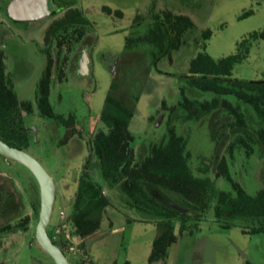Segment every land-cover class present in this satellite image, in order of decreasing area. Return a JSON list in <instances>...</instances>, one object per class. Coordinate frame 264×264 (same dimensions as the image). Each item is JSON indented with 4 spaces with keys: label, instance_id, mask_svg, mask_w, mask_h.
<instances>
[{
    "label": "rangeland",
    "instance_id": "obj_1",
    "mask_svg": "<svg viewBox=\"0 0 264 264\" xmlns=\"http://www.w3.org/2000/svg\"><path fill=\"white\" fill-rule=\"evenodd\" d=\"M11 1L0 0V12ZM64 1L73 0H49V8L55 6L54 2ZM69 11L83 14L90 37L82 45L78 34L70 32L54 40L51 52L63 51L61 71H56L50 102L57 114L66 118L73 116L75 122L60 127L54 120L36 114L25 119L31 136L27 152L42 164L57 187L50 227L56 229L55 236L60 243L69 242L67 257L71 264H150L157 227L141 221V215L130 210L116 190H105L112 198V205L106 209L99 229L91 235H76L66 222L83 163L93 154L89 142L98 131L108 130L100 119L101 110L125 46L149 50V63L161 48L152 39L155 27L151 19L158 16L167 22L166 14L170 13L171 24L179 15L194 23L180 36L170 54L150 71L130 125L138 147L141 142L157 141L164 135L162 103L168 107L179 103L180 81L158 70L186 73L199 51H206L216 60L239 52L244 40L264 30V0H77L57 16L33 23L28 31L11 25L13 33H9V23L0 14V22L4 23L0 25V46L4 43L7 48L2 56L5 73L12 80L18 100L31 102L34 110L37 109V83L44 76L52 54L43 51L53 41L49 30ZM247 12L250 14L243 16ZM206 30L212 32L207 40L203 38ZM172 34L176 37L173 30ZM79 45L87 54L81 58L79 69L76 65L72 70L70 65L75 53L80 51ZM249 49V54L234 68L233 76L264 80V39L254 41ZM177 131L189 137L188 149L194 168L203 157L211 156L213 143L205 126L186 128L178 124ZM92 156L91 173L99 176V161ZM263 168L257 155L248 160L241 156L231 165L234 179L250 193L260 188ZM0 174L12 178L25 197L21 221L30 218L24 229L0 238V264H55L34 242L39 212L32 200L40 199L36 179L26 167L15 161L6 162L2 156ZM129 218L133 219L131 223ZM175 234L176 241L168 248L166 257L153 264H264V233L247 234L240 226L223 229L211 214L201 223L189 222L183 231L177 224Z\"/></svg>",
    "mask_w": 264,
    "mask_h": 264
},
{
    "label": "trees",
    "instance_id": "obj_2",
    "mask_svg": "<svg viewBox=\"0 0 264 264\" xmlns=\"http://www.w3.org/2000/svg\"><path fill=\"white\" fill-rule=\"evenodd\" d=\"M74 3L73 0L56 4L51 8V16ZM248 14L250 12L243 16ZM166 18L167 22L158 16L151 19L156 29L152 39L161 48L149 63V50L126 44L101 110L100 119L108 130L98 131L89 142L92 155L99 161L100 175L91 173L93 156L89 155L83 163L71 212L66 218L76 235H91L99 229L106 209L112 205V198L105 190H116L124 204L141 215V221L157 227L150 264L166 257L168 248L176 241L177 224L183 231L189 222L201 223L210 214L223 229L240 226L247 234L264 233V168L261 186L254 193L236 181L231 171V165L241 156L248 160L257 155L264 166V80L233 76L234 68L249 54L252 43L264 39V30L244 40L239 52L218 60L206 51H199L186 73L158 70L180 81L179 103L171 107L162 103L166 126L162 138L141 142L136 147L130 125L150 71L177 46L180 36L194 26L186 16H175L172 24L170 13ZM86 23L82 13L69 11L65 18L51 26L53 41L43 51L52 53L54 40L69 32L78 34L80 45L84 44L90 37ZM211 35V30H206L203 38L207 40ZM53 51L56 58L51 54L46 72L37 83L36 110L31 102H20L13 92L0 52V140L11 147L28 150L31 136L25 125L27 116L36 114L54 120L60 127L75 122L73 116L66 118L57 114L50 102L56 71H61L63 50ZM80 53L74 55L72 70ZM178 124L186 128L205 126L213 143L211 156L203 157L196 168L191 164L189 137L178 133ZM5 161L12 160L5 158ZM32 202L38 213L40 199ZM25 207V197L14 180L0 174V238L28 225L29 217L21 221ZM16 220L18 222L13 224ZM132 221L129 218V223ZM55 233L56 229L49 226V236L67 256L69 242L60 243ZM34 242L37 243L35 237Z\"/></svg>",
    "mask_w": 264,
    "mask_h": 264
},
{
    "label": "water",
    "instance_id": "obj_3",
    "mask_svg": "<svg viewBox=\"0 0 264 264\" xmlns=\"http://www.w3.org/2000/svg\"><path fill=\"white\" fill-rule=\"evenodd\" d=\"M8 13L14 20H39L48 15L45 0H13L8 6ZM0 155L26 167L36 179L39 186L40 209L35 227V239L38 246L55 264H71L62 249L56 245L48 234L55 202L57 187L42 164L27 151L11 147L0 140Z\"/></svg>",
    "mask_w": 264,
    "mask_h": 264
},
{
    "label": "flooded vegetation",
    "instance_id": "obj_4",
    "mask_svg": "<svg viewBox=\"0 0 264 264\" xmlns=\"http://www.w3.org/2000/svg\"><path fill=\"white\" fill-rule=\"evenodd\" d=\"M13 1V0H12ZM46 1V11L48 12V15L47 16H45V17H43V18H41V19H39V20H30V21H19V20H14V19H12L11 17H10V15H9V13H8V4H7V6L5 5V9H4V11L3 12H0V14H2L3 15V17L5 18V20H6V23L8 22L9 23V25H7V27H9V33H11L12 32V29H11V25H13L14 27L16 26V27H19L20 29H23L24 31H28V30H30V28L32 27V24L33 23H37V22H39V21H41V20H43V19H45V18H51V17H55V16H51V9L49 8V0H45ZM77 2V0H75V3ZM11 3V2H10ZM9 3V4H10ZM75 3L73 4V5H75ZM54 5H56V3L54 2ZM72 5V6H73ZM69 8H71V7H69ZM62 12V11H61ZM59 14V13H58ZM57 14V15H58ZM56 15V16H57ZM4 21V20H3ZM10 21V22H9ZM23 23V24H22ZM2 24H4V23H2V20H1V22H0V25H2ZM30 25V26H29ZM13 33V32H12ZM90 35V34H89ZM4 45V43L3 44H1V46H0V52H2V54H3V52H4V49H6L7 50V48H6V46H3ZM80 55L78 56V60H77V62H76V64H77V66H78V69H79V65H80V61H81V58L83 57V55L86 53V51L84 50V49H82V50H80ZM52 54H53V58H56V55L54 54V51L52 52ZM87 54V53H86ZM55 64H56V61L54 62V68H55ZM72 66H73V63L71 62V65H70V67L72 68ZM15 182V181H14ZM16 183V182H15ZM17 185V184H16ZM50 225H51V223H50Z\"/></svg>",
    "mask_w": 264,
    "mask_h": 264
}]
</instances>
